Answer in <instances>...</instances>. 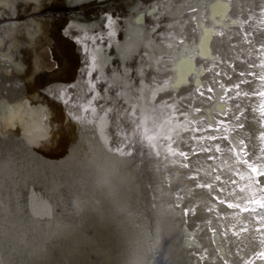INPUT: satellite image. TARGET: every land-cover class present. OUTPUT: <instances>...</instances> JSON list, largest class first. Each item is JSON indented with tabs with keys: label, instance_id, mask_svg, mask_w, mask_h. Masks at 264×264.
Returning <instances> with one entry per match:
<instances>
[{
	"label": "rangeland",
	"instance_id": "obj_1",
	"mask_svg": "<svg viewBox=\"0 0 264 264\" xmlns=\"http://www.w3.org/2000/svg\"><path fill=\"white\" fill-rule=\"evenodd\" d=\"M4 1L8 22L0 26V35L6 36L0 46V121L11 120L12 127L6 135L0 132V264H155L147 242L137 247L139 231H123L113 222L117 215L110 201L117 190L110 188L112 181L120 193L122 185L138 188L141 210L150 221L160 206L169 205L166 217L180 223L184 238L196 241L197 247H180L184 264H223L209 225L217 230L229 264H261L253 239L260 234L243 213L258 193L248 172L223 151L211 159H203L209 153L183 160L189 140L202 136L203 123L179 113L180 107L197 110L209 96L226 99L233 111L240 110L242 129L235 137L246 144L248 159L256 158L257 133L248 107L253 100L248 97L258 86L246 75L249 70L256 75L254 46L264 43V31L257 27L264 2L258 10L257 0H225V25L215 24L213 2L205 7L210 52L205 61L194 57L193 66L203 67V87L220 92L198 95L188 83L172 94L154 96L150 90L166 79L173 37L191 44L196 40L181 11L184 0H63L65 6L55 12L48 7L51 0ZM13 38L25 46L10 48ZM225 113L214 112L211 120L220 123ZM86 133L93 149L103 141L107 154L126 157V169L136 181H121L117 171L114 178L96 177L97 152L86 158L89 151L81 140ZM179 136L187 147L184 153L176 142ZM159 148H166L167 155ZM166 156L188 170L171 168L164 194L157 174ZM192 168L205 171L204 179L198 174L191 181ZM177 192L180 207L166 202ZM174 249L168 245L164 251L170 264L177 258Z\"/></svg>",
	"mask_w": 264,
	"mask_h": 264
},
{
	"label": "bare ground",
	"instance_id": "obj_2",
	"mask_svg": "<svg viewBox=\"0 0 264 264\" xmlns=\"http://www.w3.org/2000/svg\"><path fill=\"white\" fill-rule=\"evenodd\" d=\"M210 1H211V4L213 2L214 17H217L215 24L219 25V23H222V21H223L224 22L223 25H225V22H226L225 20L227 18H226L224 13H226V11H228L227 8L229 6V4L225 3V0H222V1L216 0L215 5H214L215 0H184L182 2L181 11H184L187 13V15H186L187 19H189L193 25L191 33L196 38V40L194 38H192V44H191L189 42L185 43L184 39L180 35L173 37L174 40L171 41V43H170L171 45L168 48L169 59L167 62V70L165 71L166 79H165L164 83H158V85H156L155 87H153L152 90H150V92H152V94H154V96L157 94H161V93L163 95L172 94V92L174 93L175 91H177V89H179L183 84H184L183 86H187L186 84H188V83L190 84L192 91H194V93H196L198 95H201L202 91H204L205 93H208V94L220 92V90L215 86H213L211 88L203 87V84L200 82V78H199V71L203 67H197V65H195V64L193 66L194 57H197L199 60L201 59L203 61L208 60L207 56H209V52H210L209 47H208V43H209L210 39H209V31L204 29V28H205V25L207 23L205 21L207 18L206 12H205V7L209 6L208 2H210ZM263 2H264V0H263ZM260 18H261V21H258L257 27L261 29L260 30L261 32H263L264 31V7H263V11L260 14ZM138 21H140V19H138L137 22ZM228 22L230 23V20H228ZM203 30L205 32L204 35H203ZM196 34L198 36H196ZM243 45H244V43H243ZM254 49H256L255 51H256V53H258L257 59L255 61V65H256L255 74L256 75L253 74L254 70L253 71L249 70L248 75H246L247 73L243 74V75H246V78L248 77V79L253 80L258 86L257 89L252 91L251 96L248 97L249 100H250V98L253 100V101L251 100L252 101L251 103L250 102L248 103L249 104L248 107L250 108L249 109L250 120L253 123L255 133H257L256 142H257L258 147L256 149V158H254L253 160H249L246 144L242 140H240L239 138L235 137L236 134H234V133H236L238 130L240 131L242 129L241 125L238 122L240 110H237L238 113H237V111H233L232 106L229 104L230 102L227 101L226 99H222V97L218 99L215 95L213 97L209 96L208 102L205 103L203 106L199 107L197 110L195 108H192V107L191 108L180 107L181 112L179 114L186 117L187 119H189L191 121L194 120V121H200L203 123V125H202V128H203L202 136L201 137H193L191 140H189L188 146H187L188 147V150H187L188 156H182L183 160L191 161L196 156L209 155V153L211 155L207 156L206 158L204 157L203 159H211V156L213 154H216L218 152L223 151L225 154H228L231 159H233V163L235 166L244 168L248 172L251 183L255 189V192L256 193L258 192L252 200L264 201V184L257 182L259 179H264V177H256L253 173H251L250 167H249V165H253V166L257 167L261 172H264V96L260 95L261 92H264V43L262 45H255ZM246 53H247V51L244 53L245 56H246ZM254 54H255V52H254ZM11 57H13V58L15 57V54L12 51H11ZM255 57H256V55H255ZM255 57H254V59H255ZM244 60H245V57H244ZM246 60H248V59L246 58ZM247 62L248 61H246L245 64H247ZM202 70L205 71V69H202ZM189 75L193 77L192 83H191V81H189ZM237 92H240V91H237ZM13 94L14 93L9 94L11 99H12ZM238 95L242 98H246L243 91H241L240 94H238ZM226 111H227V113H225ZM214 112H222V113H225L223 115H226V116H223L221 121L219 120L220 123H218L217 121L211 120L212 118H214L213 117ZM243 112H244V110H243ZM243 112L241 113V115L243 114ZM10 118H12V116ZM181 118L183 119V121L188 122L187 119H185L183 117H181ZM212 121H214V123H212ZM11 122L12 121L9 119H7L5 122L0 121V132H1V134L6 135L9 133V131H7V130L10 127H12ZM183 125L185 126L186 124L183 123ZM162 127L163 126L161 125V128ZM88 134H90V133H88ZM178 134L180 135L181 132H178ZM233 134H234V137H233ZM86 136H87V133L84 136V138L81 139L82 142L85 141V143H86L85 151L86 150H87V152L89 151L87 153L88 157H86V158H88V159L93 158V157H91V152L93 151V153H94V149L97 152V155L93 158V162H94L93 165L95 168L96 177L99 178V174H100V176L104 179H106V178L110 179L111 177L114 178V176H116V174H114V173H115V171H117V173L121 174L120 176L124 177L123 179H121V181H125V179L127 181H130V180L136 181L135 177H133L130 169H126V168H128L127 166L129 165L128 159L126 157H124L122 155H118V154H114L112 156L110 154H107V151H105L106 147H105L103 141H102L103 144H101L99 142V143H97L98 146L93 149L91 144L94 142L91 143L89 138ZM169 136H171V135H169ZM103 139H104V137H103ZM92 141L96 142V139L94 138V140H92ZM216 141H219L220 143L218 142V145H216V143H217ZM176 142L178 144H180V146H179L180 151L182 153H184L183 151L186 150L187 147H185L186 145H185L183 138L181 136H179V139L176 140ZM213 143H215L214 147L212 146ZM210 146H212V147H210ZM208 147H210V148H208ZM159 149H160V152L162 154L167 155V149L166 148H159ZM79 150H80V148H79ZM103 151H105V153H106L105 156H102ZM81 152H82V149H81ZM77 154H78V152H77ZM220 154H222V153H220ZM171 155L172 154H168V156H171ZM113 156H115V157H113ZM203 159H202V161H203ZM242 160H246L247 163L241 162ZM173 164L174 163L170 162V160L166 156V162L160 166V170L157 174L158 178H159L158 189H160V191L162 189L161 192L164 194H166V190L168 189V182H167L168 181V175H170L174 172V169H171V168H175L177 166H180L181 170H183V169L185 170V173L188 170L185 165H173ZM176 172L177 171L175 170V174H176ZM193 172H195V173L193 174ZM199 172H200L199 170L192 168V174L189 176L191 181L193 180L196 182L197 181L196 178H197L198 174L201 177V179H204L203 174L205 171L200 172V173ZM135 175H137V174H135ZM187 181L189 182V180H187ZM42 183H43V181H42ZM109 185H110V188L118 191V193L116 191V197L114 196L115 199H111V201H110V210L115 215H117V217L113 216V222H115L117 224H121L120 228L123 231L129 227H131L136 232L139 231L137 233L141 235V238H140V240H139V238H137L139 240L137 243V247H139V246L143 247L142 245L144 243L146 244V242H147L148 243L147 246H149V249H151V251L149 250L150 255L152 257H153V255L155 256V257H153L156 261L155 264H170V262L172 260L167 258L164 254V251L168 250V245L172 246V248H175L174 252H172V254L174 255V258H176V256H177V258L174 260L175 264H184L180 260V258L181 259L183 258V256H181V253L179 250L180 247H181V249H182V247L184 248L183 245H185L187 242H188L187 244L190 243V244H193L194 246H196V244H195L196 241H194V239L191 236H186V238H184L183 236H185V235H182V232L184 233L185 230H184V228H182V226H178V224H180V223H176V220L173 217H170V216L166 217V215H169L168 213L170 211V210L167 211V209H166L167 208L166 205H168V204L165 203L166 205H163V206L159 205L160 206V210L158 209L159 212L157 213V215L155 217H153L154 215L153 216L151 215V217H153L154 219H151V221H150V218L148 215H146V212L141 210L142 209L141 206L144 203L141 200V198L138 196L139 195L138 188H137V190L136 189H130L129 186H132V184H130L129 186L127 184L125 186L122 185L121 188H123V190L120 193L119 189L116 188L117 184H115L113 181ZM139 187H140V185H139ZM199 188L200 187H198V191H199ZM208 191L209 190H207V192ZM109 192H111V191H109ZM117 194H118V196H117ZM35 197H37V196L35 195ZM114 197L112 196V198H114ZM178 198H181V195L178 192L172 193L170 195V199L166 202L170 203V205L173 203L175 205V207H180V199H178ZM165 199H166V197H165ZM40 203H43V202L40 201ZM174 205H172V206H174ZM43 206H44V203H43ZM44 207H46V206H44ZM142 207H144V206H142ZM230 208H231V206H230ZM243 213H247V215L249 214V216H251L252 221L254 222V224L256 226L255 230H257V233L260 234L259 238H257V239L253 238L255 241V245L258 246L257 252H256L257 255L255 256V259H256V261L258 259H260L261 264H264V257H261L259 255L260 253L264 252V207H260L259 205L252 206V203H250L247 205L246 209L243 210ZM260 213H262V215H261L262 218H260V216H259ZM183 215L185 216V214H183ZM166 220H167V223L165 222ZM180 222H181V220H180ZM162 225H164V227ZM208 227H209L208 232L210 233V231H211V233L209 235L210 240L212 241V243L214 245L213 247H215L216 251H218V247L220 249V247L223 248L224 246H223V244L218 242L219 236L217 234L218 233L217 230L215 231V228H213L214 226L212 225V227H211L209 225ZM181 228L184 231L182 230V232H181V230H180ZM212 232H215L216 235H214V233H212ZM254 232H256V231H254ZM148 237H152V241L149 242ZM189 237H191V238H189ZM132 244H136V242L133 241ZM208 245H209V243H208ZM145 248H147V247L145 246ZM152 253H153V255H152ZM179 253H180V256H179ZM156 255H157V257H156ZM212 259H214V258H212ZM253 263H254V261L251 260L250 264H253ZM204 264H206V263H204Z\"/></svg>",
	"mask_w": 264,
	"mask_h": 264
},
{
	"label": "snow or ice",
	"instance_id": "obj_3",
	"mask_svg": "<svg viewBox=\"0 0 264 264\" xmlns=\"http://www.w3.org/2000/svg\"><path fill=\"white\" fill-rule=\"evenodd\" d=\"M4 3V0H0V4ZM64 3L63 0H51V2L49 3L48 7L50 10H52L53 12H55L56 10H58V8L60 7H64ZM37 10H40L39 8H37ZM10 27H14L11 26ZM8 38H12V34L8 33L6 34ZM6 38L5 35H0V46H2L4 39ZM29 40L32 39L31 35H29L28 37ZM24 43L22 41H18L15 40L14 38L12 39V43L9 45V47H24ZM261 96H264V92L260 93ZM241 162L243 163H247L246 160H242ZM250 167V171L251 173H253L256 177H264V172H261L257 167L253 166V165H249ZM217 179H219V177H217ZM258 183L264 184V179H259L257 181ZM208 185H205V187H207ZM252 204L254 205H259L260 207H264V201L261 200H252L251 201ZM231 206V205H230ZM261 257H264V252L259 254Z\"/></svg>",
	"mask_w": 264,
	"mask_h": 264
},
{
	"label": "water",
	"instance_id": "obj_4",
	"mask_svg": "<svg viewBox=\"0 0 264 264\" xmlns=\"http://www.w3.org/2000/svg\"><path fill=\"white\" fill-rule=\"evenodd\" d=\"M263 3V1H261V0H257V8L256 9H258V10H260V7H261V5H262V3ZM141 20V19H140ZM248 157H249V154H248ZM261 215H262V213H260L259 214V216H260V218H262L261 217ZM258 216V217H259ZM251 225H253L252 223H251ZM210 233H211V231H210ZM209 232H208V234H210ZM218 236H219V234H218ZM220 237V236H219ZM188 243V242H187ZM185 244L184 246L185 247H187V246H189L190 245V243L189 244ZM217 254H218V257H219V259L222 261V263L223 264H229V261L227 260V255H226V252H225V249L224 248H221L220 247V249H219V247H218V251H217Z\"/></svg>",
	"mask_w": 264,
	"mask_h": 264
},
{
	"label": "flooded vegetation",
	"instance_id": "obj_5",
	"mask_svg": "<svg viewBox=\"0 0 264 264\" xmlns=\"http://www.w3.org/2000/svg\"><path fill=\"white\" fill-rule=\"evenodd\" d=\"M6 3L7 2L4 1V3L0 4L1 5L0 6V26H2V24H6L8 22L6 20V15H5L6 9L8 7V5ZM28 32H30V31H28ZM14 54H15V52H14ZM9 58H11V57L9 56Z\"/></svg>",
	"mask_w": 264,
	"mask_h": 264
}]
</instances>
